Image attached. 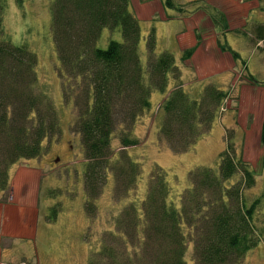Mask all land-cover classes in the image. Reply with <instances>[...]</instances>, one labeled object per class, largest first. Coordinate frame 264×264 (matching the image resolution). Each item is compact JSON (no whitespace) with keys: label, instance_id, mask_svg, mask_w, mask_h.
Here are the masks:
<instances>
[{"label":"trees","instance_id":"16d2710c","mask_svg":"<svg viewBox=\"0 0 264 264\" xmlns=\"http://www.w3.org/2000/svg\"><path fill=\"white\" fill-rule=\"evenodd\" d=\"M50 10L63 97L68 100L73 88L81 87L73 101L70 129L80 137L85 162L84 209L94 214L97 197L110 176L122 196L137 185L141 165L125 149L137 144L129 137L131 129L149 110L153 91L165 93L169 82H174L159 106L158 137L176 154L189 151L209 132L227 93L208 84L198 99L189 97L173 55L157 54L152 34L146 41L143 70L139 20L129 10L128 0H53ZM104 28L118 29L122 41L110 40L106 48H98ZM3 31L0 13V192L7 188L10 164L37 157L43 140L60 133L56 110L46 93L35 91V54L5 40ZM251 33L255 43L264 44V22L255 23ZM194 50L195 46L185 48L182 60ZM223 50L240 60L230 47ZM73 81L74 87L68 85ZM116 130L123 151L112 158ZM260 141L264 148V124ZM229 145L219 154L218 171L196 167L189 172V186L179 207L168 203L165 173L154 166L140 206L132 202L123 208L115 229L106 233L109 241L92 252L86 264H186L189 246L193 264H243L246 253L261 239L254 223L260 199L247 200L244 190L253 186L254 175ZM262 160L264 169V155ZM236 173L241 180L230 184ZM127 225L128 233L122 228ZM123 236L130 241L120 242Z\"/></svg>","mask_w":264,"mask_h":264},{"label":"rangeland","instance_id":"374dc122","mask_svg":"<svg viewBox=\"0 0 264 264\" xmlns=\"http://www.w3.org/2000/svg\"><path fill=\"white\" fill-rule=\"evenodd\" d=\"M52 1L0 0L3 38L35 54V91L46 93L56 110L60 128L56 137L43 140L37 157L20 158L9 165L6 175L4 172L8 185L0 192V215L4 211L2 205L11 204L15 198L12 181L15 175L28 172L26 168L37 172V181L29 188V194L37 203L38 239L30 244L22 241L13 256L5 251L10 249L4 248L7 241L1 240L0 248L4 250L0 264H86L91 253L109 241L106 233L115 229L123 208L132 202L140 206L154 166L165 173L168 203L179 207L181 194L189 186V172L196 167L218 171V152L220 154L222 146L225 148L228 142L235 158H241L248 164L254 175L253 186L244 190L247 200L260 199L254 223L261 239L246 253L243 264H264V148L260 141L264 124V44L259 43L262 50H255L256 43L250 35L255 23L264 22V0H128L129 10L139 20L138 55L143 70L146 68V41L152 34L156 53L173 55L180 70L183 91L189 97L198 99L208 84L222 89L227 96L209 132L200 137L192 149L176 154L158 137L162 117L159 106L171 90L165 93L153 91L149 110L137 119L131 129L129 137L135 138L137 144L125 149L129 157L141 165L137 185L122 196L114 190L110 176L97 197L94 214L84 209L85 162L80 137L70 129L73 101L81 87L73 88V81L68 84L73 86L69 99L63 97L52 37ZM110 40L122 41L118 29L104 28L97 47L106 48ZM191 46H195L194 52L182 60L184 49ZM227 47L238 52L240 60H235L223 50ZM219 53L236 62L235 66L228 69L225 58L222 60ZM258 54L261 57L257 58ZM209 58L210 63H206ZM118 133L116 130L111 142L112 158L123 151L120 150ZM240 180V173H236L229 183ZM27 191L25 189L22 195H27ZM45 223L51 226L46 231ZM122 228L128 233V225ZM116 233L122 234L120 230ZM45 234H49L47 239L40 237ZM129 241V237L120 239V242ZM185 261L193 264L192 246L187 249Z\"/></svg>","mask_w":264,"mask_h":264},{"label":"crops","instance_id":"0c3cea01","mask_svg":"<svg viewBox=\"0 0 264 264\" xmlns=\"http://www.w3.org/2000/svg\"><path fill=\"white\" fill-rule=\"evenodd\" d=\"M251 1V0H250ZM257 1V0H253ZM183 33H180L182 35ZM177 38L178 41H180ZM258 42L255 45V50H262ZM179 52V51H178ZM180 54V52L178 53ZM219 56H221V59L226 61L227 65L229 68L234 67L235 63L231 61V59L226 55L219 53ZM261 57L259 54L257 55V58ZM210 59L206 60V63H210ZM222 60L220 62L222 63ZM226 68V67H225ZM224 68V69H225ZM174 82L171 80L168 85V90L170 91L173 88ZM221 149H224L223 146ZM219 155V152H218ZM28 172L25 173H20L18 176L17 174L15 175L16 177L13 178V184H14V192L13 197H15L12 201L11 204H6L2 205L4 208L3 214L0 215V243L1 240L7 241L6 243V248H10L9 250H5L9 253L14 254L17 253L18 247L21 246L22 241H26V243H32L35 242L38 239V229H36L37 226V216H36V207L37 205L36 200L32 194H29V188L34 184L35 181H37V172L35 173L34 171H31L26 168ZM14 176V175H13ZM84 183V182H83ZM27 189V195H22L23 191ZM84 193H85V187L83 185ZM86 195V194H85ZM12 197V198H13ZM38 198V196H37ZM39 199V198H38ZM50 205V203H49ZM34 212V215H33ZM41 226V225H40ZM45 228L44 231L49 229L51 226L49 224L45 223L44 224ZM11 228V230L9 229ZM43 227H40L42 229ZM85 233V232H84ZM83 233V234H84ZM49 236V234H45L40 237L46 238ZM7 237V238H5ZM3 238V239H1ZM47 239V238H46ZM44 244H46V241H42ZM10 246V247H9ZM2 248H0V256L2 252Z\"/></svg>","mask_w":264,"mask_h":264}]
</instances>
